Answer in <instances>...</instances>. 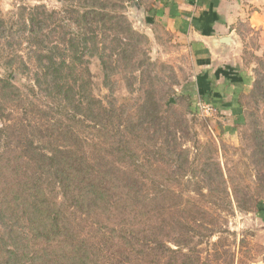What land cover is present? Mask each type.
I'll return each instance as SVG.
<instances>
[{"label": "trees", "instance_id": "trees-1", "mask_svg": "<svg viewBox=\"0 0 264 264\" xmlns=\"http://www.w3.org/2000/svg\"><path fill=\"white\" fill-rule=\"evenodd\" d=\"M57 1L66 6L57 24L59 13L30 8L21 35L34 48L30 88L53 91L68 112L64 122L51 124L39 108L33 121L5 120L0 107V264H230L227 252L210 260L195 250L194 239L211 238L216 224L164 184L180 185L177 177L184 175L176 164L188 158L176 133L166 134L163 116L177 105L175 92H164L171 95L165 99L152 84L144 86L137 107L120 115L89 93L85 57H95L103 78L118 76L129 92L135 82L144 85L147 55L139 46L148 38L126 15L135 0ZM14 81L0 78V97L17 88ZM163 123L164 130H154ZM251 140L256 179L263 183L255 190L259 200L250 201L264 206V130ZM239 192L230 189L233 197Z\"/></svg>", "mask_w": 264, "mask_h": 264}, {"label": "rangeland", "instance_id": "rangeland-1", "mask_svg": "<svg viewBox=\"0 0 264 264\" xmlns=\"http://www.w3.org/2000/svg\"><path fill=\"white\" fill-rule=\"evenodd\" d=\"M37 6L44 7L48 12L59 13L55 16L56 24L66 8L57 0H0V78L6 79L12 75L17 87L15 90H5V96L0 97V107L5 120L22 116L34 121L39 118L33 113L35 107L47 112V122H64L68 111L64 110L61 99L53 91H48L45 95L41 91L45 86L38 90L30 88L33 83L32 74L35 72L32 65L34 48L24 39L23 35H26H21L20 23L28 17L27 10ZM134 14L131 3L126 15L132 28L148 38L147 43L142 42L139 46L147 55L143 69L144 85L135 82L131 87L132 92H129L118 76L103 78L95 57H85L90 73L89 93L102 104H111L117 110V115H120L127 108L137 107L142 96L140 89L144 86L149 88L152 84L158 90V95L165 96V99H169L171 95L166 97L164 92L173 90V104L177 105L163 116L169 126L166 134H170L169 138H172V134L176 133L175 143L188 151V158L186 164L182 163V167L176 164L177 171L184 175L183 179L177 177L180 185H170L168 182L164 184L174 192L182 193L184 199L205 209L211 215L206 218L216 224L211 238L199 241L200 243L194 239L193 247L202 258L210 260L217 253L227 252L225 260L230 264H264V206L259 203L255 207L256 203L250 201L251 196L253 200H259L255 190L263 183V180L256 179L258 167L251 157L252 133L264 130V54L257 53L259 46L256 38L248 43L244 53L241 49L239 54L242 58L239 61L241 68L252 75L251 86L237 96L240 104H209L205 101V93L194 91L193 60L181 48L174 35L166 32L161 24L153 22L146 25L144 17L135 20ZM37 39L40 37L37 36ZM22 61L27 63V68L22 66ZM153 76L159 80H153ZM207 105L213 108L212 112L202 108ZM0 123H3V119H0ZM115 124H119L118 118L115 119ZM159 127L164 130L165 124L155 125L154 130ZM151 131L150 127V136ZM148 141L149 139L145 142ZM171 142L175 146L174 141ZM160 167L173 169L174 165ZM217 172H221L223 176ZM207 188L214 190L211 197L207 194ZM231 188L240 191L239 194L234 197L230 195ZM198 191L204 197L198 195ZM245 204L251 209H239Z\"/></svg>", "mask_w": 264, "mask_h": 264}, {"label": "crops", "instance_id": "crops-1", "mask_svg": "<svg viewBox=\"0 0 264 264\" xmlns=\"http://www.w3.org/2000/svg\"><path fill=\"white\" fill-rule=\"evenodd\" d=\"M135 2L146 25L161 24L190 55L194 91L205 93L209 104H236L238 94L252 82L251 73L239 64L241 49L244 53L256 38L257 53L264 54V0Z\"/></svg>", "mask_w": 264, "mask_h": 264}, {"label": "water", "instance_id": "water-1", "mask_svg": "<svg viewBox=\"0 0 264 264\" xmlns=\"http://www.w3.org/2000/svg\"><path fill=\"white\" fill-rule=\"evenodd\" d=\"M133 9L135 10L134 18L135 20H141L142 18V11L139 5L135 2L132 4Z\"/></svg>", "mask_w": 264, "mask_h": 264}, {"label": "built area", "instance_id": "built-area-1", "mask_svg": "<svg viewBox=\"0 0 264 264\" xmlns=\"http://www.w3.org/2000/svg\"><path fill=\"white\" fill-rule=\"evenodd\" d=\"M202 108H203L204 110H208V111H211V112L213 111V108L210 107V106H208V105H207V106H203Z\"/></svg>", "mask_w": 264, "mask_h": 264}]
</instances>
